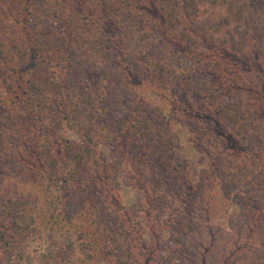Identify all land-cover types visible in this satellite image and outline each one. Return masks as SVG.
I'll return each instance as SVG.
<instances>
[{
  "label": "rangeland",
  "instance_id": "1",
  "mask_svg": "<svg viewBox=\"0 0 264 264\" xmlns=\"http://www.w3.org/2000/svg\"><path fill=\"white\" fill-rule=\"evenodd\" d=\"M180 1L181 5L183 2L186 5L183 9L186 16H191L194 21L188 28L191 27L190 32L200 39L203 47L225 43L242 59L241 75L247 84L237 89L233 83L236 80L231 82L227 78L225 81L226 85L232 86V97L239 100L242 112V121L233 123L230 131V135L233 133L236 138L229 135V139L224 138L229 144L222 145L220 141L225 135V125L204 118L201 122L212 124L219 134L210 144V149L202 147L197 142L198 136L190 133L187 114L178 109L175 111L169 102H159L154 94H151L153 102L141 99L139 111L133 107L135 94H126L122 90L115 95L114 101L119 109L115 117L105 115L100 121L98 114L94 119L87 118L82 109L71 122L66 120L62 111H55L53 116L56 119L52 116L53 120H48V111L37 115L32 109L34 105L27 104L24 110L23 101L19 98L21 95H17L16 90L18 85L22 88L20 83L31 77L32 87H36L38 92L32 95H46L51 91V77L44 78L45 72L41 70L35 78L34 72L25 74L32 64L25 61L21 63L19 72H15L14 67L0 69L3 81L0 79V140L4 149L0 157V225L2 234L13 244L14 255L6 262L1 261L2 264H91L89 257L92 254L103 264H112V259L115 264H149L150 252L143 248L151 249L153 245L159 248L161 255L157 257V264H180L183 260H179L177 253L180 251L176 250L182 245L176 234L178 226L173 225L170 232L163 223L165 220L159 218L162 211L165 213L163 207L170 210L176 205L184 214L183 219L198 228L192 231L188 240L192 247L188 251L192 256L188 264H264V0ZM225 1H231L232 5L228 7ZM8 5L3 7L11 13L18 12V6L22 7L13 6L10 2ZM29 11L25 7L23 16ZM17 24L21 25L20 22ZM0 29V36L4 33L6 37L14 31L12 25L7 27L1 23ZM11 60L19 61L21 58L17 55ZM170 63L178 79L181 78L174 82L173 89L169 88L174 98H178L179 92L182 99L189 84L196 89L211 84L220 87L222 103H229L227 90L218 83L215 66L211 62L193 76L187 72L198 70L199 63L185 51ZM220 68L223 69L222 65ZM182 69H185L183 73ZM57 84L56 81L52 85ZM196 103L199 108L203 106L208 110L207 115L212 112L201 97L196 99ZM137 113L148 119L152 127L157 126L161 132L174 135L170 149L175 160L181 163L189 186L193 187L188 196L192 197L189 205H184L181 200L173 202L174 207L161 204L153 216L146 215L150 208L146 192L151 190L161 197L160 192L164 191L155 189L149 177L155 171L158 174L163 162L158 164L150 160L151 172L137 179L138 171L133 170V164L139 165V159L151 153L144 147L143 154L137 152V147L125 153L114 139V131L132 124ZM39 125L43 131L38 132ZM140 129L135 137L138 146L141 137L147 135L153 148L163 149V144L155 140L163 138V135H153L150 132L154 131L153 128L148 133L143 125ZM30 132L31 137L22 136ZM127 133L132 134V131L127 130ZM29 140L32 144H28ZM66 141L82 148L86 146L83 149L88 158L85 168L75 166L61 172L62 167H58L56 162L44 166L46 157L50 156H41L40 143L58 147ZM221 146L223 151L219 149ZM113 155L127 163H118ZM62 156L64 158L63 153ZM108 163L118 164L119 168L109 173L107 187L101 186L105 191H96L94 186L101 185L97 180L101 172L97 171L98 167L92 168L96 165L106 167ZM65 164L68 165L67 162ZM144 179L147 182H143ZM46 187L52 190L53 199L61 200L57 207L48 204V200L53 199H48L51 192ZM81 224L96 230L103 237V242L111 240L113 254L107 249L95 251L99 244L91 242L88 234H81ZM146 229L152 232L143 236ZM157 239H162V243Z\"/></svg>",
  "mask_w": 264,
  "mask_h": 264
},
{
  "label": "trees",
  "instance_id": "2",
  "mask_svg": "<svg viewBox=\"0 0 264 264\" xmlns=\"http://www.w3.org/2000/svg\"><path fill=\"white\" fill-rule=\"evenodd\" d=\"M9 2L13 6L17 4L22 5V7L18 6L16 13L8 12L3 5L9 7ZM180 3V0H0V23L7 27L11 25L14 27L12 34L7 37L1 33L0 69L14 67V71L19 72L22 67L21 63L23 64L25 61L32 63L29 67L30 71L27 70L25 74H33L34 72L35 78L38 76L36 75L38 71L41 70V72H45L44 78L51 77V91L46 95H36V97L32 95L38 94V92L36 87H32L31 77H27L29 79L26 78L24 83H20L22 88L18 85L16 90V94L21 95L19 98L26 105L25 107L21 102L24 110L27 109V104L34 105L32 109L37 112V115H42L48 111V115L50 114L47 117L48 120L51 118L53 120V117L56 119L53 116L55 111H62L64 117L67 118L65 119L71 122L83 109L87 113V118L94 119L99 114L100 121H102L105 115L111 118L119 114L118 106L114 101L115 95L119 91L122 90L126 94L134 93L135 104L133 107L138 108L139 111L142 100L146 99V101L153 102L151 94H154L158 97L159 102H169L174 105L175 111L178 109L187 114L190 133L194 137L198 136L197 142L202 147L210 149V144L218 138L219 134L212 124H203L202 119L208 118L213 123L220 122L225 125V135L220 143L226 146L229 143H226L225 139H229L233 123L242 121V112L240 111L239 100L232 97V86L226 85L225 81L227 78L231 82L236 80L233 83L237 89L244 87L246 79L241 75L240 64L242 65V59L236 51L230 49L225 43H218V45H213L210 48L203 47L200 39L190 32L192 29L188 27L193 20L191 16H186L183 11L186 6L185 3L183 2L184 6ZM224 4L228 7L232 5L231 1H225ZM23 5L30 10L25 17L23 16V9H25ZM176 12H180V14L177 15ZM16 21L17 23L20 22L21 25L17 24ZM183 51L189 54L190 58L193 56L199 63L198 68L200 70L188 71V74H199L208 62L215 66L214 73L218 83L227 90L226 96L230 98L229 103H222L220 87H214L211 84L199 89L189 84L182 99V93L179 92L177 93L178 98L173 97L169 88L173 89L174 82L181 78L178 79V74L170 62L171 59L182 55ZM17 55L21 60H11L13 56ZM221 65L223 69L220 68ZM184 67L183 65L182 68ZM184 70L182 69L181 73ZM82 79L83 81H80ZM56 81L58 84L52 85ZM140 89L141 97L138 95ZM200 97L203 102L207 103L206 108H211L212 112L209 115L206 114L208 110H204L203 106L198 107L196 99ZM58 98L59 101H57ZM107 99L110 101L107 102ZM137 114L132 119V124L118 127L114 131V139L125 153L136 147L139 154L145 152L143 147L151 153L148 155L146 153V158L139 159V165L133 164V170L138 171L137 179L144 173L151 172L150 160H154L158 164L163 162L158 174H155V171L154 175L149 177L152 180H150L151 183L155 185V189L164 191L163 193L160 192L161 197L151 193V190L146 192L148 206H150L146 215L153 216L161 208V204L174 207L173 202L181 200L180 202L184 205H189L192 197L188 196L193 187L189 186L186 175L182 171L181 163L175 160L170 149L174 135L168 134L166 131L161 132L157 126L152 127V123L148 119L145 120L139 113ZM19 118L21 119L20 116ZM142 125L147 127V130L150 126L148 133L153 128L154 131H150L154 133L153 135H163V138L155 139L163 144L162 150L153 148L148 143L150 138L147 135L141 137L138 146L135 137L137 132H140ZM37 129L38 132L43 131L41 125ZM127 130H131L132 134L127 133ZM31 133L22 136L31 137ZM41 134L39 135L40 138H42ZM230 137L236 138L233 133ZM1 144L2 141L0 140V157L4 152ZM28 144H32L30 140ZM91 145L93 146V144ZM56 146L55 144L46 146L45 143H40L41 156H50L46 157L44 166L46 163L52 165V162H56L58 167H62L61 172L66 169L69 171L70 168L72 170L75 166L85 168L88 158L87 155L83 154V149L86 146L82 148L67 141L60 143L58 147ZM219 149L222 150V146ZM259 154L263 153L260 152ZM113 158L120 164L127 163L121 157H114L113 155ZM130 164L132 166V158ZM96 168L99 174L101 172L97 178L101 185H99L100 187L94 186V188H97L96 191H105L101 186L107 187V184L110 183L109 173L119 168L118 164L108 163L106 167L96 165L92 169ZM143 182L147 181L144 179ZM46 189L49 192L52 191L50 187H46ZM51 195L52 192L48 199H53ZM60 201L59 198H56L48 200V204L57 207ZM162 210L159 218L166 221H163L167 226L166 229L171 232L173 225L178 226L176 234L180 237L182 245L176 248L177 252L180 251L177 256L180 257V261L183 260V264H188L187 261L191 260L192 257L191 253L188 252L192 248L188 240H190L192 231L198 230V228L195 225L192 226V222L183 219L184 214L177 205L174 209L169 210V207H163ZM79 227L83 236L88 234V239L91 242L94 241L95 245L96 243L99 244L96 245L95 251L107 249L113 254L114 247H112L111 240L107 239L103 242L101 240L103 237L96 233V230L83 224ZM2 228L0 225V264L14 256H12L13 244H10L2 234ZM151 232L146 229L143 236L145 233L151 234ZM157 242L162 243V239H157ZM152 243L155 244V241ZM143 249L145 252H150L148 263L157 264V257L161 256L159 248L153 245L151 249L147 247ZM16 252L18 253V250ZM206 254H204V258H206ZM89 260L91 264H103V262L98 261L95 254L90 255ZM110 262L115 264L113 259ZM161 264L165 263L162 262Z\"/></svg>",
  "mask_w": 264,
  "mask_h": 264
}]
</instances>
